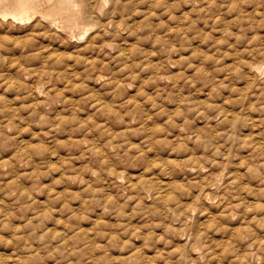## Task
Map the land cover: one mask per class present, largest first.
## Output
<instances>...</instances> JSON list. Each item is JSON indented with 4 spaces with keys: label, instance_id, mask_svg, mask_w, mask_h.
Returning <instances> with one entry per match:
<instances>
[{
    "label": "rangeland",
    "instance_id": "374dc122",
    "mask_svg": "<svg viewBox=\"0 0 264 264\" xmlns=\"http://www.w3.org/2000/svg\"><path fill=\"white\" fill-rule=\"evenodd\" d=\"M80 1L78 27L0 18L1 243L51 264H263L264 0Z\"/></svg>",
    "mask_w": 264,
    "mask_h": 264
},
{
    "label": "bare ground",
    "instance_id": "6f19581e",
    "mask_svg": "<svg viewBox=\"0 0 264 264\" xmlns=\"http://www.w3.org/2000/svg\"><path fill=\"white\" fill-rule=\"evenodd\" d=\"M44 4H46L47 5V7L46 8H44ZM81 6H83V4L81 3V1L80 0H0V18H1V20L3 19V20H10L9 22H11V23H23V22H25V21H28V20H30V19H32L34 16L35 17H37L38 16V19H39V21H41V20H43L44 22H48V23H51V24H54V23H56V22H58V21H62V22H65L66 24H68L69 26H75V27H78V26H80L81 25V22L79 21V18H80V14H79V12H81V13H83V11H84V6H83V8H81ZM91 13V12H90ZM39 23V22H38ZM39 24H41V22L39 23ZM43 24V23H42ZM13 26V25H12ZM11 26V27H12ZM45 26H46V24H45ZM87 26H89V25H83L82 27H85L84 28V33H83V36H84V34H87L88 33V31L90 30V28L92 27L91 25V27L89 26V27H87ZM94 26V25H93ZM9 27H10V25H9ZM14 27V26H13ZM95 27V26H94ZM93 28V27H92ZM55 29V28H54ZM61 30V29H60ZM86 36V35H85ZM69 38V37H68ZM67 38V39H68ZM91 38H92V36H91ZM90 39V38H89ZM74 40V39H73ZM82 41H83V39H82ZM82 41H80V42H82ZM78 42V41H77ZM89 43V42H88ZM88 45V44H87ZM86 46V45H85ZM88 47V46H87ZM86 47V48H87ZM94 49H96V48H94ZM93 49V50H94ZM250 69V68H249ZM248 72V71H247ZM253 72V71H252ZM256 72V71H255ZM248 74V73H247ZM252 75V74H251ZM251 75L249 76V77H251ZM254 75H255V73H254ZM253 75V76H254ZM257 75V74H256ZM253 79L255 78V77H252ZM255 81H256V79H255ZM254 81V82H255ZM251 82H253V81H251ZM257 84V83H256ZM37 88V87H36ZM31 89V88H30ZM46 90V89H45ZM31 91V90H30ZM34 91H35V88H34ZM46 92V91H45ZM49 92V91H48ZM32 93H34V92H32ZM48 94V93H47ZM73 96H74V94H72ZM37 97V96H36ZM35 98V97H34ZM42 98V97H41ZM41 98H39V99H41ZM69 98V97H68ZM63 99H64V97H63ZM66 99V98H65ZM73 99V98H72ZM142 99V98H141ZM144 99V98H143ZM147 99V98H146ZM145 99V100H146ZM150 99V98H149ZM145 100H143L144 102H145V104H146V101ZM34 101H36V100H34ZM76 101V100H75ZM65 102V101H64ZM63 102V103H64ZM73 102V101H72ZM150 102V101H149ZM178 102H179V100H178ZM40 103V102H39ZM67 102H65V104H66ZM92 104H93V102H91ZM151 103V102H150ZM72 104V103H71ZM95 104V103H94ZM98 104V103H97ZM37 105H38V103H37ZM101 105V104H100ZM137 105H139V104H137ZM140 105H143L142 104V101H141V104ZM147 105V104H146ZM146 105H144V106H146ZM97 106H99V105H97ZM100 107H102V106H100ZM105 107V106H104ZM141 107V106H140ZM106 109V108H105ZM105 109H103L104 111H105ZM106 110H108V109H106ZM101 111V110H100ZM103 111V112H104ZM111 111V110H110ZM104 113H106V112H104ZM130 117H132L131 115H129ZM134 116V115H133ZM226 116V115H225ZM253 116V115H252ZM235 117V116H234ZM249 117H250V114H249ZM248 117V118H249ZM133 118V117H132ZM225 118H229V116L227 115ZM247 118V119H248ZM232 119V118H231ZM254 119V118H253ZM226 120V119H225ZM224 120V121H225ZM233 120V119H232ZM236 120V122H238L237 121V119H235ZM245 120V119H244ZM252 120V119H251ZM142 121V120H141ZM144 121V120H143ZM148 121H149V119H148ZM234 121V120H233ZM248 121V120H247ZM253 121V120H252ZM255 121H257V120H255ZM259 121V120H258ZM240 122V121H239ZM249 122V121H248ZM248 122L246 123V125L248 124ZM251 122V121H250ZM249 122V123H250ZM147 123H149V122H147ZM173 123H175V122H173ZM172 123V124H173ZM226 123V122H225ZM229 123H230V120H229ZM175 124H177V123H175ZM226 125V124H225ZM229 125V124H228ZM228 125H226L225 127L226 128H228ZM239 125H240V123H239ZM233 126V123H232V125L230 126V127H232ZM234 126H235V124H234ZM250 126H251V124H250ZM173 127H175V126H173ZM246 127H248V126H246ZM150 129H152L151 127H149ZM211 129H212V127H210ZM237 128H241V127H237ZM251 128V127H250ZM156 129V128H155ZM173 129V128H172ZM172 129H170L169 131H171ZM230 129V128H229ZM253 129V128H252ZM228 130V129H227ZM237 130V129H236ZM242 130V129H241ZM241 130L239 129V131L241 132ZM150 131H152V130H150ZM178 131H180V130H178ZM209 131V132H208ZM207 131V133H209L210 134V130H208ZM217 131V130H216ZM234 131H235V129H234ZM251 131V130H250ZM123 132H124V130H123ZM172 132V131H171ZM212 132V131H211ZM233 132V131H232ZM238 131H236V133H237ZM249 132V131H248ZM154 133V132H153ZM156 133V132H155ZM217 133L219 134L220 132H218L217 131ZM225 133H226V131H225ZM225 133H223V134H225ZM235 133V132H234ZM242 133H244V132H242ZM252 133V132H251ZM176 134V133H175ZM181 134V133H180ZM253 134H255V133H253ZM252 134V135H253ZM260 134V133H259ZM212 135V134H211ZM229 135V134H228ZM234 135V134H233ZM238 135H240V134H238ZM252 135L250 136V137H252ZM258 135V134H257ZM256 135V136H257ZM261 135V134H260ZM181 135H179V137H180ZM213 137H214V135H212ZM217 135H215V137H216ZM219 136V135H218ZM231 136V135H230ZM174 137H176V136H174ZM173 137V138H174ZM227 137V136H226ZM248 139H249V136H246ZM245 137V138H246ZM183 138V137H182ZM231 138H233V136L231 137ZM229 139L230 141L231 140H233V139ZM237 138V137H236ZM235 138V139H236ZM238 138H239V136H238ZM243 138V137H242ZM253 139H254V137H252ZM175 139V138H174ZM173 139V140H174ZM184 139V138H183ZM197 139V138H196ZM216 140H217V137L215 138ZM214 139V140H215ZM244 139V138H243ZM22 140V139H21ZM167 140H169L168 138H167ZM170 140H171V138H170ZM236 140H238V139H236ZM246 140V139H245ZM244 140V141H245ZM252 140V139H251ZM263 140V139H262ZM23 141V140H22ZM184 141V140H183ZM194 141H196V140H194ZM247 141V140H246ZM245 141V142H246ZM250 141V140H249ZM256 141V140H255ZM257 141H258V139H257ZM261 141V140H260ZM164 142H166L167 143V141H164ZM169 142V141H168ZM180 142V141H179ZM185 142V141H184ZM232 142V141H231ZM238 143L240 142L239 140L237 141ZM252 142V141H251ZM21 143V142H20ZM178 143V142H177ZM233 143V142H232ZM236 143V142H235ZM241 143V142H240ZM261 144L262 143H264V142H260ZM95 144V143H94ZM181 144H183L182 143V141H181V143L179 144V145H181ZM242 144H243V142H242ZM245 144V143H244ZM249 144H251L250 142H249ZM249 144H248V146H249ZM254 144V143H253ZM260 144V145H261ZM22 145V144H21ZM26 145V144H25ZM178 145V144H177ZM83 146V145H82ZM245 146H247V145H245ZM258 146V145H257ZM256 145H255V148L257 147ZM261 146H263V145H261ZM260 146V147H261ZM21 147V146H20ZM87 147H89L90 148V146H87ZM92 147V146H91ZM121 147V146H120ZM215 147V146H214ZM251 147V146H250ZM250 147H248V149L250 148ZM84 148V147H83ZM192 148H194V147H192ZM216 148V147H215ZM24 149V148H23ZM85 149H87V148H85ZM85 149H83V150H85ZM91 149V148H90ZM217 149V148H216ZM259 149V147H257V150ZM261 149H262V147H261ZM89 150V149H88ZM92 150H94V148L92 149ZM212 150V149H211ZM215 150V149H214ZM254 150V149H253ZM252 150V151H253ZM256 150V149H255ZM256 150V151H257ZM263 150H264V147H263ZM263 150H262V155L264 156V152H263ZM27 151V150H26ZM95 151V150H94ZM94 151H93V153H94ZM97 151V150H96ZM95 151V152H96ZM221 151V149L219 150L218 149V151L217 152H220ZM259 151V150H258ZM257 151V152H258ZM90 152H91V150H90ZM213 152V151H212ZM216 152V153H217ZM245 152V151H244ZM255 152V151H254ZM252 153V152H251ZM90 154V153H89ZM213 154H214V152H213ZM222 154H224V153H222ZM191 155H193V153H191ZM228 155V154H227ZM230 155V154H229ZM252 155V154H251ZM195 156H197V155H195ZM200 156V155H199ZM189 157V156H188ZM188 157H186L187 159H188ZM192 157V156H191ZM201 157V156H200ZM199 157V158H200ZM227 156H225V158H226ZM247 157V156H246ZM224 158V159H225ZM228 158H230V156L228 157ZM227 158V159H228ZM249 158V157H248ZM191 159V158H190ZM197 159V158H196ZM189 160V159H188ZM188 160H187V162L186 163H188ZM199 160V159H198ZM243 160V159H242ZM2 161V160H1ZM173 161V160H172ZM191 161H192V159H191ZM195 161V160H194ZM211 161H214V159L213 160H211ZM228 161V160H227ZM169 162V161H168ZM171 162V161H170ZM174 162V161H173ZM178 162V161H177ZM180 162V161H179ZM178 162V163H179ZM197 162V161H196ZM199 162H200V160H199ZM239 162H241V160L240 161H238L237 163L239 164ZM245 162H246V160H245ZM243 163V164H246V163ZM177 163V164H178ZM181 163H183L184 164V162H181ZM192 163V162H191ZM204 163H206V162H204ZM209 163H210V161H209ZM212 163H216V162H212ZM224 163V162H223ZM228 163V162H227ZM226 163V164H227ZM231 163V162H230ZM242 163V162H241ZM241 163H240V165H241ZM2 164V162L0 163V165ZM4 164H5V161H3V166H4ZM166 164V163H165ZM165 164H164V166H165ZM169 164V163H168ZM175 164V163H174ZM173 164V165H174ZM180 164V163H179ZM178 164V165H179ZM193 164H194V162H193ZM197 164V163H196ZM199 164V163H198ZM219 164H221V161H220V163ZM232 164V163H231ZM237 164V165H238ZM260 164H261V161H260ZM259 164V165H260ZM1 165V166H2ZM6 165V164H5ZM182 165V164H181ZM187 165V164H186ZM200 165H201V163H200ZM203 165V164H202ZM224 165V164H223ZM227 165H230L229 163L227 164ZM239 165V166H240ZM163 166V165H162ZM163 166V167H164ZM169 167H171L170 165H168ZM189 166V165H188ZM192 165H190V167H191ZM205 166V165H204ZM212 166V165H211ZM210 166V167H211ZM214 166H217V165H214ZM222 166V165H221ZM238 166V167H239ZM242 166V165H241ZM244 166H246V165H244ZM167 167V166H166ZM175 167L176 168H178V169H180V171H181V167L179 168V167H177L176 165H175ZM175 167H173L174 169H175V171H174V173L176 172V168ZM224 167H225V165H224ZM228 167H230V166H228ZM246 167H248V164H247V166ZM168 168V167H167ZM203 168V167H202ZM206 167H204V169H205ZM223 168V167H222ZM227 168V167H226ZM244 168V167H243ZM243 168H241V169H243ZM172 169V168H171ZM173 169V170H174ZM182 169H184V167L182 168ZM194 169V168H193ZM197 169V168H196ZM215 169V168H214ZM161 170V169H160ZM232 170V169H231ZM247 170V169H246ZM198 171V170H197ZM199 171H200V168H199ZM239 172V171H238ZM177 173V172H176ZM183 173H184V170H183ZM233 173V172H232ZM237 173V172H236ZM120 174H122V173H120ZM167 174V173H166ZM177 174H179V173H177ZM198 174H200V173H198ZM238 174V173H237ZM241 174V173H240ZM158 175V174H157ZM182 175V174H181ZM184 175V174H183ZM205 175H207V174H205ZM215 175H217V174H215ZM222 175V174H221ZM231 175V174H230ZM233 175V174H232ZM118 176V175H117ZM117 176H116V178H117ZM121 176V175H120ZM120 176H119V178H120ZM167 176V175H166ZM170 176V175H169ZM178 176H180V175H178ZM226 176V175H225ZM236 176H238V175H236ZM241 176V175H240ZM264 176V175H263ZM262 176V177H263ZM153 177H155V174H154V176ZM170 177H172V176H170ZM207 177L208 176H206L205 178L207 179ZM242 177L244 178L245 177V174H244V176L242 175ZM158 178V177H157ZM156 178V179H157ZM167 178H168V176H167ZM212 178V177H211ZM227 178V177H226ZM237 178H241V177H236V180H237ZM118 179V178H117ZM149 179H151V177L149 178ZM159 179V178H158ZM171 179H173V180H177V179H174V177L173 178H171ZM160 180V179H159ZM172 180V181H173ZM212 180V179H211ZM214 180V179H213ZM234 180H235V178H234ZM235 180V181H236ZM117 181V180H116ZM130 181H131V178H130ZM135 181V180H134ZM141 181V180H140ZM151 181H152V179H151ZM161 181V180H160ZM166 181V180H165ZM181 181V180H180ZM209 181V180H208ZM241 181V180H240ZM118 182V181H117ZM154 182V181H153ZM170 182H171V180H170ZM207 182V181H206ZM215 182V181H214ZM218 182V181H217ZM227 182H229V181H227ZM248 182V181H247ZM15 183V182H14ZM119 183V182H118ZM155 183H157V181L155 182ZM169 182H167V184H168ZM173 183V182H172ZM184 182H182V184H183ZM200 183H202V181H200ZM200 183H199V186H200ZM203 183H204V181H203ZM224 183V182H223ZM229 183H231V182H229ZM233 183V182H232ZM263 183V182H262ZM133 184V183H132ZM135 184V183H134ZM133 184V185H134ZM153 185H154V183H152ZM182 184H181V186H182ZM189 184V183H188ZM247 184V183H246ZM16 185V184H15ZM15 185H12V186H14L15 187ZM136 185V184H135ZM148 185H151V183L150 184H148ZM170 185H172V184H170ZM175 185V184H174ZM179 185H180V183H179ZM184 185V184H183ZM185 185H187V184H185ZM190 185H191V183H190ZM193 185V184H192ZM191 185V186H192ZM209 185H211L210 183H209ZM223 185V184H222ZM226 185V184H225ZM240 185H242V184H240ZM261 185V184H260ZM152 186V185H151ZM156 186H158V185H156ZM206 186H208V185H206ZM239 186V185H238ZM245 186V185H244ZM244 186H242V187H244ZM249 186V185H248ZM252 186V185H251ZM18 187V186H17ZM149 187V186H148ZM153 187V186H152ZM175 187V186H174ZM176 187H178V186H176ZM198 187V186H197ZM210 187V186H209ZM232 187V186H231ZM241 187V188H242ZM261 187V186H260ZM141 188V187H140ZM145 188H147V187H145ZM151 188V187H150ZM157 188V187H156ZM165 188V187H164ZM164 188H162L163 190H165ZM167 188V187H166ZM184 188V187H183ZM203 188H204V186H203ZM221 188V187H220ZM232 188H235V187H232ZM245 188H246V186H245ZM257 188V187H256ZM262 188V187H261ZM25 189V188H24ZM134 189V188H133ZM160 189V188H159ZM178 189V188H177ZM176 188H175V190H177ZM185 189H186V186H185ZM206 189V188H205ZM239 189V188H238ZM251 189V188H250ZM263 190H264V188H262ZM23 190V189H22ZM21 190V191H22ZM27 190V189H26ZM30 190V189H29ZM139 190V188L137 189V191ZM148 190V189H147ZM150 190V189H149ZM152 190V189H151ZM174 190V189H173ZM188 190H190V188L188 189ZM203 190V189H202ZM201 190V191H202ZM211 190V189H210ZM224 190V189H223ZM241 190H243V189H241ZM246 190H247V188H246ZM248 190H249V188H248ZM247 190V191H248ZM252 190V189H251ZM153 191V190H152ZM161 192H162V190H160ZM197 191H198V189H197ZM196 191V192H197ZM230 191V190H229ZM246 191V192H247ZM256 191V190H255ZM16 192V191H15ZM24 192H26V191H24ZM27 192H28V190H27ZM30 192V191H29ZM164 192V191H163ZM170 192V191H169ZM193 192H194V190H193ZM206 192V191H205ZM204 192V193H205ZM224 192V191H223ZM228 192V191H227ZM245 192V191H244ZM249 192H251L250 190H249ZM248 192V193H249ZM259 192H261V191H259ZM19 192H17V194H18ZM22 193H23V191L22 192H20V195L22 196ZM142 193V192H141ZM152 193V192H151ZM168 193V192H167ZM171 193V192H170ZM218 193V192H217ZM235 193V192H234ZM239 193V192H238ZM240 193H243V192H240ZM252 193H253V191H252ZM262 193H264V192H262ZM13 194V193H12ZM139 194V193H138ZM143 194V193H142ZM145 194V193H144ZM208 194H212V193H208ZM224 194H226V193H224ZM230 194H232V193H230ZM229 194V195H230ZM16 195V194H15ZM24 195H27V194H23V196ZM150 195H152V194H150ZM196 195V194H195ZM200 195H201V192H200ZM206 195V194H205ZM216 195V194H215ZM241 195V194H240ZM243 195V194H242ZM241 195V196H242ZM245 195V194H244ZM254 195V194H253ZM256 195V194H255ZM169 196H172V198H175V197H173L174 195H170L169 194ZM203 196V195H202ZM212 196V195H211ZM245 196H247V195H245ZM259 196H260V194H259ZM5 197H7V196H5ZM8 197H10L11 198V196L10 195H8ZM7 197V198H8ZM15 197V196H14ZM166 197V196H165ZM168 197V196H167ZM166 197V198H167ZM200 197V196H199ZM205 197V196H204ZM226 197H228V195L226 196ZM238 197H240V196H238ZM258 197V196H257ZM3 198V197H2ZM9 198V199H10ZM28 198V197H27ZM40 198V197H39ZM192 198V197H191ZM195 198V197H194ZM198 198V197H197ZM196 198V199H197ZM212 198H214V196L212 197ZM211 198V199H212ZM231 198H233V197H231ZM235 198V197H234ZM244 198V196L242 197V199ZM259 198H263L264 199V195H263V197L262 196H260ZM6 199V198H5ZM19 199H20V197H19ZM155 199V198H154ZM157 199V198H156ZM168 199V198H167ZM167 199H164V200H167ZM177 199V198H176ZM198 199H200V198H198ZM197 199V200H198ZM216 199V198H215ZM223 199V198H222ZM221 199V200H222ZM226 199V198H225ZM257 199V198H256ZM262 199V200H263ZM16 200V199H15ZM144 200H145V198H144ZM178 200V199H177ZM214 200V199H213ZM227 200V199H226ZM244 200V199H243ZM261 200V199H260ZM259 200V201H260ZM3 201H5V200H3ZM11 201V200H10ZM17 201V200H16ZM27 201V200H26ZM159 202H160V200H158ZM172 201V200H171ZM170 200H169V202L170 203H173V202H171ZM196 201V200H195ZM220 201V200H219ZM222 201H224V200H222ZM233 201V200H232ZM245 201V200H244ZM250 201V200H249ZM258 201V200H257ZM2 202V201H1ZM41 202V201H40ZM39 202V203H40ZM168 202V201H167ZM179 202V201H178ZM181 202H183V201H180V203ZM198 202H199V200H198ZM203 202V201H202ZM206 202V201H205ZM231 202V201H230ZM233 202H235V201H233ZM238 202H239V200H238ZM254 201H252V203H253ZM261 202V201H260ZM259 202V203H260ZM3 203V202H2ZM11 203V202H10ZM10 203H9V205H10ZM15 203V202H14ZM45 203V202H44ZM83 203V202H82ZM157 203V202H156ZM196 203V202H195ZM194 203V204H195ZM222 203V202H221ZM225 203V202H224ZM227 203V202H226ZM232 203V202H231ZM237 202H235V204H236ZM240 203H241V201H240ZM251 203V202H250ZM165 204V203H164ZM182 204V203H181ZM199 205H200V203H198ZM207 204H209V203H207ZM211 204V203H210ZM235 204H230L231 205V207L233 208V206L235 205ZM242 204V203H241ZM42 205H43V203H42ZM81 205V204H80ZM79 205V206H80ZM159 205V204H158ZM173 205V204H172ZM171 205V206H172ZM183 205V204H182ZM185 205V204H184ZM193 205V204H192ZM192 205H191V208H192ZM197 205V204H196ZM203 205V204H202ZM212 205V204H211ZM229 205V206H230ZM247 205H249L248 203H247ZM246 205V206H247ZM165 205H163V207H164ZM175 206V205H174ZM180 206V205H179ZM222 206V205H221ZM239 206V205H238ZM251 206V205H250ZM253 206L255 207L256 205H252V208H253ZM82 207V206H81ZM167 207V206H166ZM165 207V208H166ZM184 207V206H183ZM181 208V211L184 213V211H185V213H186V210H187V208H186V210H185V207L184 208ZM197 207H198V205H197ZM203 207V206H202ZM211 207H214V205L213 206H211ZM225 207H226V205H225ZM230 207V208H231ZM257 207V206H256ZM178 208V207H177ZM176 208V209H177ZM206 208V207H205ZM229 208V207H228ZM241 208V207H240ZM247 208H248V206H247ZM258 208V207H257ZM188 209L190 210V207H188ZM195 209V208H194ZM197 209V208H196ZM201 209V208H200ZM199 209V210H200ZM244 209H246V208H244ZM251 209V208H250ZM163 210V209H162ZM201 210H203V209H201ZM224 211L226 210V209H223ZM233 210V209H232ZM252 210V209H251ZM253 210H255V209H253ZM252 210V211H253ZM260 210V209H259ZM258 210V211H259ZM262 210V209H261ZM180 211V212H181ZM188 211V210H187ZM206 211V210H205ZM233 211H235V210H233ZM232 211V212H233ZM239 211H241V210H239ZM243 211V210H242ZM264 211V210H263ZM263 211H261V212H263ZM173 212V211H172ZM196 212V211H195ZM203 212V211H202ZM207 212V211H206ZM246 212H248V211H246ZM254 212H256V211H254ZM162 213H164V212H162ZM198 213H200V214H202L200 211L198 212ZM219 213V212H218ZM224 213H226V216H228L227 215V212H224ZM231 213V212H230ZM238 213V211L236 212V214ZM243 213V212H242ZM4 214V213H3ZM33 214V213H32ZM31 214V215H32ZM168 214V213H167ZM176 214V213H175ZM206 214V213H205ZM216 214V213H215ZM240 215H241V213H239ZM238 214V215H239ZM244 214H245V211H244ZM251 214H252V212H251ZM254 214V213H253ZM258 214V213H257ZM257 214H254V215H257ZM5 215V214H4ZM37 215V214H36ZM180 215V214H179ZM188 215V214H187ZM187 215H183V216H187ZM204 215V214H203ZM208 215H209V213H208ZM212 215H214V214H212ZM221 215V214H220ZM237 215V216H238ZM251 216V217H257V216ZM7 216V215H6ZM170 216H171V218H172V214H170ZM192 216V215H191ZM197 216V215H196ZM211 216V215H210ZM209 216V217H210ZM216 216H219L218 214L216 215ZM222 216V215H221ZM243 216V215H242ZM264 216V215H263ZM34 217H38V216H34ZM184 217V218H185ZM189 217V216H188ZM229 217V216H228ZM227 217V218H228ZM184 218H182L181 220H184ZM198 218V217H197ZM215 218V217H214ZM247 218H249V216L247 217ZM261 218V217H260ZM186 219V218H185ZM193 219V218H192ZM196 219V218H195ZM194 219V220H195ZM206 219V218H205ZM216 219H218L217 217H216ZM222 219V217H220V220ZM262 219H263V217H262ZM32 220V219H31ZM224 220V219H223ZM223 220H222V222H221V225L224 223L223 222ZM253 220H255L254 218H253ZM252 220V221H253ZM192 221V220H191ZM198 221V220H197ZM201 221V220H200ZM208 221V220H207ZM212 220L210 219V222H211ZM259 221H260V219H259ZM262 221H264V220H261V222ZM196 222V221H195ZM209 222V223H210ZM230 222V221H229ZM247 222V221H246ZM261 222H259V223H261ZM202 223V222H201ZM243 224H244V222H242ZM181 224V223H180ZM190 224V223H189ZM188 224V225H189ZM198 224V223H197ZM203 224V223H202ZM207 224V223H206ZM214 224H216V223H214L213 222V225ZM249 224V223H248ZM263 224V223H262ZM182 225V224H181ZM187 225V226H188ZM191 225H193V224H191ZM210 225H212V224H210ZM212 225V226H213ZM217 225V224H216ZM225 225H226V223H225ZM237 225V224H236ZM186 226V227H187ZM199 226V225H198ZM201 226V225H200ZM246 226V225H245ZM249 226V225H248ZM167 227V229H168V225L166 226ZM185 227V228H186ZM229 227V226H228ZM235 227V226H234ZM179 228V227H178ZM178 228H177V231H178ZM184 228V227H183ZM188 228V227H187ZM198 228V227H197ZM201 228V227H200ZM226 228V227H225ZM233 228V227H232ZM236 228V227H235ZM243 228V227H242ZM242 228H240V229H242ZM247 228V227H246ZM264 228V227H263ZM73 229V228H72ZM81 229V228H80ZM167 229H165V230H167ZM173 229V228H172ZM203 229V228H202ZM201 229V230H202ZM212 229V228H211ZM230 229H231V227H230ZM238 229V228H237ZM237 229H234V230H236V232H237ZM165 230H164V232H165ZM180 230V229H179ZM205 230V229H204ZM210 230V229H209ZM213 230V229H212ZM216 230V229H215ZM225 230V229H224ZM233 230V229H232ZM247 230V229H246ZM67 231L68 230H66V234H67ZM79 231V230H78ZM138 231H140V230H138ZM186 231V230H185ZM188 231V230H187ZM242 231V230H241ZM241 231H239L238 230V232H241ZM194 233H196V230H194L193 231ZM214 232H216V231H213V233ZM226 232H228V228H227V230H225V235H226ZM235 232V231H234ZM238 232H237V234H238ZM243 232H244V230H243ZM241 233L242 235L243 234H245V233ZM252 232V231H251ZM257 232V231H256ZM256 232H255V235H256ZM139 233V232H138ZM187 233H190L189 231L187 232ZM186 233V234H187ZM200 233H202V232H200ZM218 233H219V231H218ZM221 234H222V231L220 232ZM193 234V233H192ZM198 233H196V235H197ZM231 234V233H230ZM236 234V235H237ZM252 234V233H251ZM250 234V235H251ZM178 235V234H177ZM182 235V234H181ZM189 235V234H188ZM195 235V236H196ZM199 235V234H198ZM208 235V234H207ZM207 235H205V236H207ZM246 235V234H245ZM245 235H243V236H245ZM250 235L249 236H246V238H250ZM261 235V234H260ZM65 236V235H64ZM156 236V235H155ZM202 236V235H201ZM210 236H212V235H210ZM223 236V235H222ZM238 236V235H237ZM241 236V235H240ZM259 236V235H258ZM68 237V236H67ZM70 237V236H69ZM194 237V236H193ZM192 237V238H193ZM208 237V236H207ZM212 237H214V236H212ZM217 237V236H216ZM224 237V236H223ZM242 237V236H241ZM240 237V238H241ZM256 237H257V235H256ZM262 237V236H261ZM260 237V239L259 240H261L262 238ZM62 239H63V236L61 237ZM74 238H76V237H74ZM156 238H157V236H156ZM189 238V237H188ZM190 238H191V236H190ZM198 238H199V236H198ZM221 238V237H220ZM232 238H233V236H232ZM237 239H238V237H236ZM243 238V237H242ZM241 238V239H242ZM56 239V238H55ZM60 239V238H59ZM158 239V238H157ZM208 239V238H207ZM207 239H206V241H207ZM213 239H215V238H213ZM212 239V240H213ZM217 239V238H216ZM225 239H227V238H225ZM225 239H223V240H225ZM229 239V238H228ZM257 239V238H256ZM69 240V239H68ZM194 240V239H193ZM211 240V239H210ZM211 240V241H212ZM234 240V239H233ZM57 241H59V240H56V242ZM67 241V240H66ZM65 241V242H66ZM157 241V240H156ZM164 241V240H163ZM184 241V240H183ZM186 241H187V239H186ZM189 241V240H188ZM188 241H187V243H188ZM191 242H192V240H190ZM210 241V242H211ZM216 241V240H215ZM213 242V243H216V242ZM218 241V240H217ZM238 241H239V239H238ZM244 241H245V238H244ZM263 241V240H262ZM63 242V241H62ZM81 242V241H80ZM82 242H84V241H82ZM158 242H159V240H158ZM179 242H181V241H179ZM196 242V240L194 241V243ZM220 242H222V238H221V241ZM226 242V241H225ZM225 242H223L224 244H225ZM248 242V241H247ZM0 243H1V240H0ZM6 243V242H5ZM61 243V242H60ZM73 243V242H72ZM153 243V242H152ZM156 243V242H155ZM165 243V242H164ZM187 243H186V245H187ZM193 243V242H192ZM233 243H235V242H233ZM238 243V242H237ZM66 244V243H65ZM183 244H184V242H183ZM202 244H203V242H202ZM209 244H211V243H209ZM217 244H218V242H217ZM216 244V245H217ZM223 244V245H224ZM260 244H261V242H260ZM77 245V244H76ZM80 245V244H79ZM78 245V246H79ZM155 245V244H154ZM161 245V244H160ZM159 245V246H160ZM163 245V244H162ZM199 245V244H198ZM206 245V244H205ZM222 245V247H224ZM226 245H227V242H226ZM234 245V244H233ZM239 245V244H238ZM256 244H254V246H255ZM12 246V244H0V264H18V263H20V264H42V259L40 258V259H38V257L37 256H34V255H32L33 257H31L30 255H31V253L29 254V250L28 249H26V250H24V249H16V248H10ZM59 246V245H58ZM60 246H61V244H60ZM59 246V247H60ZM69 246V245H68ZM67 246V247H68ZM156 246V245H155ZM178 246V245H177ZM177 246H175L174 245V247H175V249H177L176 247ZM193 246H194V244H193ZM193 246H191V247H193ZM240 246V245H239ZM252 246V245H251ZM80 247V246H79ZM157 247V246H156ZM187 247V246H186ZM199 247V246H198ZM208 247V246H207ZM226 247V246H225ZM228 247V246H227ZM231 247H232V245H231ZM234 247V249H235V246H233ZM238 247V246H237ZM250 247V246H249ZM248 247V248H249ZM63 248V247H62ZM159 248H161V247H159ZM159 248H158V250L157 251H159ZM185 248V247H184ZM183 247H182V249H184ZM194 248V247H193ZM193 248H191V249H193ZM210 248V247H209ZM213 248L215 249L216 248V246L214 247L213 246ZM218 248V247H217ZM245 248V247H244ZM257 248V247H256ZM65 249V248H64ZM98 249V248H97ZM157 249V248H156ZM162 249V248H161ZM173 249V248H172ZM188 249V248H187ZM194 249H196V248H194ZM205 249V248H204ZM206 249H208V248H206ZM242 249V248H241ZM259 249H261V248H259ZM174 250V249H173ZM254 250H255V248H254ZM146 251V250H145ZM163 251H165V250H163ZM183 251H185V250H183ZM186 251H188V250H186ZM204 251V250H203ZM237 251V250H236ZM242 251H243V249H242ZM258 251V250H257ZM261 251V250H260ZM263 251V250H262ZM137 252V251H136ZM142 252V251H141ZM151 252V251H150ZM162 252V251H161ZM174 252V251H173ZM182 252V251H181ZM180 252V253H181ZM189 252V251H188ZM210 252V251H209ZM208 252V253H209ZM221 252L223 253L224 252V250L222 249L221 250ZM235 252V251H234ZM138 253V252H137ZM139 253H140V251H139ZM168 253V252H167ZM170 253V252H169ZM186 253V252H185ZM184 253V254H185ZM204 253V252H203ZM212 253H215V252H213L212 251ZM222 253H220L221 255H222ZM229 253V252H228ZM240 253H242V252H240ZM254 253V252H253ZM259 253V252H258ZM263 253V252H262ZM261 253V254H262ZM56 254V253H55ZM55 254H54V256H55ZM146 254V253H145ZM145 254H144V256H145ZM152 254V253H151ZM159 254H162V253H160L159 252ZM176 254V253H175ZM217 254V253H216ZM227 254V253H226ZM238 254V253H237ZM243 254V253H242ZM247 254H248V252H247ZM250 254V253H249ZM260 254V255H261ZM142 255V257H143V254H141ZM154 255H155V253H154ZM171 255H173V254H171ZM181 255V254H180ZM180 255H178V256H180ZM185 255H189V254H185ZM191 255V254H190ZM199 255H201V254H199ZM206 255V254H205ZM208 255V254H207ZM214 255L215 254H213V257H214ZM256 255V254H255ZM156 256V255H155ZM159 256V255H158ZM184 256V255H183ZM198 256V255H197ZM204 256V255H203ZM210 256V255H209ZM216 256V255H215ZM218 256V255H217ZM216 256V257H217ZM235 256H236V254H235ZM241 256V255H240ZM239 256V258H242V256L240 257ZM262 256H264V255H262ZM31 257V258H30ZM56 257V256H55ZM59 257V256H58ZM88 257V256H87ZM148 257V256H147ZM168 257V256H167ZM181 257V256H180ZM179 257V258H180ZM190 257V256H189ZM211 257V256H210ZM212 257V258H213ZM221 257V256H220ZM225 257V256H224ZM233 257V256H232ZM237 257H238V255H237ZM245 257V256H244ZM256 257V256H255ZM91 258H93V257H91ZM144 258V257H143ZM142 258V259H143ZM146 258V257H145ZM165 258H166V255H165ZM182 258V257H181ZM211 258V259H212ZM218 258H219V256H218ZM246 258V257H245ZM54 259H56L57 260V258H54ZM60 259V258H59ZM94 259V258H93ZM93 259H92V261H93ZM141 259V258H140ZM164 259V258H163ZM162 259V260H163ZM168 259V258H167ZM167 259H165V260H167ZM169 259H170V257H169ZM175 259V258H174ZM178 259V258H177ZM207 260H209V257L208 258H206ZM224 259V258H223ZM226 259H227V257H226ZM230 259V258H229ZM238 259V258H237ZM243 259V258H242ZM247 259V258H246ZM262 259H263V257H262ZM56 260H54L55 262H56ZM144 260V259H143ZM146 260V259H145ZM188 260V259H187ZM193 260V259H192ZM218 260V259H217ZM228 260V259H227ZM241 260V259H240ZM259 260V259H258ZM150 261H152V259H150ZM154 261V260H153ZM152 261V262H153ZM156 261V260H155ZM164 261V260H163ZM168 261V260H167ZM175 261H177V260H175ZM199 261H200V258H199ZM223 261V260H222ZM239 261V260H238ZM245 261V260H244ZM53 262V261H52ZM61 261H58V263H60ZM146 262V261H145ZM157 262H159L158 260H157ZM164 262H166V261H164ZM171 262V261H170ZM174 262V261H173ZM185 262V261H184ZM191 262V261H190ZM210 262V261H209ZM212 262V261H211ZM224 262V261H223ZM226 262V261H225ZM236 262V261H235ZM253 262V261H252ZM54 263V262H53ZM57 263V262H56ZM63 263V262H62ZM139 263V262H138ZM160 263V262H159ZM167 264H168V262H166ZM166 263H163V264H166ZM243 263V262H242ZM255 263V262H254ZM43 264H51V260L50 259H46L44 262H43ZM61 264V263H60ZM143 264H147V262L146 263H143ZM151 264V263H150ZM155 264H156V262H155ZM175 264H177V262L175 263ZM183 264V263H182ZM196 264H197V260H196ZM199 264H202V263H199ZM206 264V263H205ZM211 264H214V263H211ZM218 264H221V262L219 263L218 262ZM229 264V263H228ZM233 264V263H232ZM250 264V263H249ZM253 264V263H252ZM262 264V263H261ZM263 264H264V262H263Z\"/></svg>",
    "mask_w": 264,
    "mask_h": 264
}]
</instances>
